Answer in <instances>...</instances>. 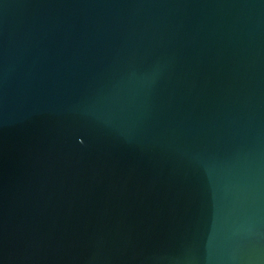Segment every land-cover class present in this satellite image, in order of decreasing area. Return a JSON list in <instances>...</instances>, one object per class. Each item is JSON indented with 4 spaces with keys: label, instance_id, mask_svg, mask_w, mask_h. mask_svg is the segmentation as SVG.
Listing matches in <instances>:
<instances>
[{
    "label": "water",
    "instance_id": "water-1",
    "mask_svg": "<svg viewBox=\"0 0 264 264\" xmlns=\"http://www.w3.org/2000/svg\"><path fill=\"white\" fill-rule=\"evenodd\" d=\"M0 264H264V0H0Z\"/></svg>",
    "mask_w": 264,
    "mask_h": 264
}]
</instances>
